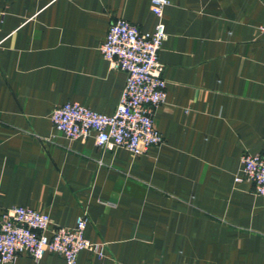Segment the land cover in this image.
Returning a JSON list of instances; mask_svg holds the SVG:
<instances>
[{
    "label": "crops",
    "instance_id": "1",
    "mask_svg": "<svg viewBox=\"0 0 264 264\" xmlns=\"http://www.w3.org/2000/svg\"><path fill=\"white\" fill-rule=\"evenodd\" d=\"M169 2L163 143L134 157L68 140L49 117L68 102L114 114L126 75L99 48L117 19L151 33L150 0H0V212L72 228L85 210L86 239L108 249L78 264H264V198L234 182L242 154L264 150V0Z\"/></svg>",
    "mask_w": 264,
    "mask_h": 264
},
{
    "label": "built area",
    "instance_id": "2",
    "mask_svg": "<svg viewBox=\"0 0 264 264\" xmlns=\"http://www.w3.org/2000/svg\"><path fill=\"white\" fill-rule=\"evenodd\" d=\"M169 0H150L156 18L151 33H142L123 19L108 28L99 51L113 70L125 73L126 82L112 116L98 114L77 102H68L50 114L53 129L68 140L93 137L101 152L125 149L132 156L143 155L163 143L155 129V111L165 102L164 66L158 55L166 39L164 9ZM264 34V26L259 27ZM252 184L253 194L264 198V150L244 152L235 183ZM88 215L85 210L72 228L53 226L48 214L25 207H11L0 212V264H13L19 255L36 264L44 254L60 256L65 264H78L80 252L88 251L97 259L106 257L108 245L93 243L85 237Z\"/></svg>",
    "mask_w": 264,
    "mask_h": 264
}]
</instances>
